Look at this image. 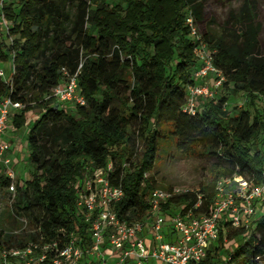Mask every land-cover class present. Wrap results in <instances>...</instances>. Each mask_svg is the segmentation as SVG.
Masks as SVG:
<instances>
[{"label": "trees", "instance_id": "16d2710c", "mask_svg": "<svg viewBox=\"0 0 264 264\" xmlns=\"http://www.w3.org/2000/svg\"><path fill=\"white\" fill-rule=\"evenodd\" d=\"M0 3L7 23L0 21V65L13 61L15 68L11 84L0 77V102L11 97L24 104L11 121L17 131L40 114L28 134L31 170L28 178L21 175L24 187L18 188L15 208L46 239L64 244L78 233L83 244L90 243L76 202L85 179L110 164L105 176L124 192L112 210L128 223H149V198L158 189L152 174L160 144L171 138L182 155L199 153L213 163L197 191L177 194L163 206L169 241L174 234L169 218L182 207L209 214L221 181L242 177L251 187L262 182L264 46L256 0L230 10L217 31L204 0ZM188 19L201 29L215 68L226 78L222 90L242 94L244 107L229 108L228 97H216L196 115L184 112L199 66ZM81 61L79 92L87 105L64 109L47 99L62 80L61 69L75 73ZM5 170L0 163V192L11 184ZM198 197L201 205L195 208ZM257 215L248 229L224 223L203 264L221 251L222 262L259 264L264 198Z\"/></svg>", "mask_w": 264, "mask_h": 264}, {"label": "built area", "instance_id": "2783aa9c", "mask_svg": "<svg viewBox=\"0 0 264 264\" xmlns=\"http://www.w3.org/2000/svg\"><path fill=\"white\" fill-rule=\"evenodd\" d=\"M2 23L7 27L4 19ZM188 23L197 41L194 53L199 66L193 74L195 84L187 88L184 112L196 115L204 102L216 99L226 78L215 68L213 55L201 40L192 19H188ZM82 67L83 61L75 73L62 68V80L47 99L55 98L64 109L86 106V100L79 92ZM14 73L13 61L7 69L0 67V77L6 83L11 84ZM24 107L23 103L13 101L11 97H5L0 102V163L11 181L10 186L0 192V213L3 197L8 195L12 199L9 227L0 226L3 240L0 241V264H82L85 258L105 264L108 260V253L103 250L105 245L109 246L113 256H117L114 264H126L127 261L135 264H149L152 261L162 264H203L210 248L219 240L221 226L228 223L236 229H248L257 214L259 202L264 198V172L263 180L257 186L251 187L242 177L221 181L217 188V199L209 214L195 215L191 209L182 207L181 212L169 218L170 228L174 232L169 241L165 237L166 218L162 215V209L180 193L155 189L149 198L151 221L145 225L123 221L112 210V206L121 201L124 192L121 186L112 185L105 176L112 169L110 164L106 172L99 170L85 179L76 202V214L83 220L90 243L83 244L78 233H74L64 244L58 240H48L41 233L40 226L20 214L12 205L16 203L18 188L24 187V182L15 170L16 163L10 158L12 146L4 137L10 131L14 116ZM200 205L201 197H198L195 208ZM147 233L150 234V242L147 241ZM8 238L11 240H6ZM221 264L230 262L223 261Z\"/></svg>", "mask_w": 264, "mask_h": 264}, {"label": "rangeland", "instance_id": "374dc122", "mask_svg": "<svg viewBox=\"0 0 264 264\" xmlns=\"http://www.w3.org/2000/svg\"><path fill=\"white\" fill-rule=\"evenodd\" d=\"M4 4H12L16 6L17 0H1ZM243 0H204L206 5V13L214 18L216 25L214 29L217 31L222 28L228 17L230 10H237ZM258 3V22L262 25L261 41L264 46V0H256ZM122 3V2H121ZM0 21H3V15L1 12L0 3ZM198 32L201 35V29L198 28ZM11 41V39L9 40ZM8 64H1V68H8ZM210 83V82H209ZM217 97H228L229 108L237 107L241 108L245 105V97L242 94L234 95L229 89H224L217 94ZM233 103V104H232ZM262 105V102H259ZM249 108L246 106L245 109ZM40 117V114L34 115L30 118L27 124L21 129L20 142L18 143L19 151L21 152L19 163H16L15 170L24 179L28 178L29 171L31 170L29 165V148H28V134L31 130L34 122ZM17 144L12 148V152L16 150ZM141 146L139 152H141ZM213 161L200 156L199 153L182 155L176 148L175 141L171 138L170 140L163 141L160 144V151L156 161V168L152 174L157 182L158 189H173L179 193L197 191L200 184L206 179L208 171ZM12 199L5 195L2 201V211L0 213L1 226H8L10 224L9 218L11 217L10 205ZM16 203L12 204L13 207ZM262 213V212H261ZM260 213V214H261ZM258 217L256 214L251 221V224ZM222 251L211 260L209 264H221L223 257L221 256ZM214 257V255H213ZM208 259V257H207ZM207 259L205 261H207ZM204 261V262H205ZM203 262V263H204ZM259 264H264V259Z\"/></svg>", "mask_w": 264, "mask_h": 264}, {"label": "crops", "instance_id": "0c3cea01", "mask_svg": "<svg viewBox=\"0 0 264 264\" xmlns=\"http://www.w3.org/2000/svg\"><path fill=\"white\" fill-rule=\"evenodd\" d=\"M20 132L21 131L14 130L13 127L11 126V124H10V131L4 137V140L9 142L11 144L12 148L17 144L16 150H14L13 152L11 150V152H10V158L12 159V162H14V163H19V161H21L20 160V155H19L21 152L19 151V146H18V143L21 141L20 140V134H19ZM146 238H147V241L150 242V239H151L150 234L147 233L146 234ZM103 250L108 253V256H107L108 260L106 261L105 264H114L116 259H117V256H113L112 255L108 245H105ZM82 264H101V262L98 261V260H93L92 258H89V259L85 258L83 260ZM126 264H135V263L132 262V261H127ZM149 264H162V263L156 262V261H152Z\"/></svg>", "mask_w": 264, "mask_h": 264}]
</instances>
